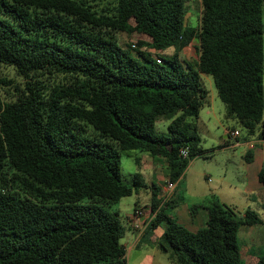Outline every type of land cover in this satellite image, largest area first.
Segmentation results:
<instances>
[{"label":"trees","instance_id":"trees-1","mask_svg":"<svg viewBox=\"0 0 264 264\" xmlns=\"http://www.w3.org/2000/svg\"><path fill=\"white\" fill-rule=\"evenodd\" d=\"M197 1L193 28L187 0H0V66L13 73L0 79V264H126L125 227L110 208L145 184L138 173L123 181L120 154L161 157L177 181L203 154L200 75L225 118L264 140V0ZM118 34L147 41L123 49ZM193 39L194 69L178 61ZM159 119L165 135L153 132ZM257 180L264 186V163ZM151 209L171 264H240L237 230L259 222L213 202L191 233L166 207ZM254 256L264 264V249Z\"/></svg>","mask_w":264,"mask_h":264},{"label":"crops","instance_id":"crops-1","mask_svg":"<svg viewBox=\"0 0 264 264\" xmlns=\"http://www.w3.org/2000/svg\"><path fill=\"white\" fill-rule=\"evenodd\" d=\"M208 107L205 113L213 117L211 105ZM199 118L198 113L197 120ZM262 118L264 120V109ZM207 120L208 122L199 119V123L208 130V126L210 127L213 122L210 119ZM230 131L237 130L233 127H222L223 138L226 143L233 141L230 142L232 143L230 148H241V153H243L244 160L239 168V174L234 180L227 181L226 171H220L218 178L213 176L215 182L212 186L199 187L194 192L190 186L182 182V178L173 183L171 191H167L168 177L163 158L150 157L146 154H141L140 157L135 158L138 160L136 166L140 171V175L143 176L141 177L145 184V188L142 189L144 195L139 198L140 191L133 193L134 197L129 203L124 202L121 204L120 201L125 198L120 199L116 203L118 206L115 211L117 215L121 212L124 213L122 225L125 227V232L120 244L124 248L126 264H171L167 256L159 251L156 244L162 232L161 228L149 229V223L154 215L151 209L152 206L156 205V210L159 207H166L170 210L168 216L176 220L187 231L194 233L205 227L207 218L205 208L213 202L234 208L235 219L242 218L246 210L255 213L259 222L253 226H240L236 233L238 249L241 247L244 252L241 258L239 249L240 262L242 261L244 264L255 263V254L248 255L247 247L250 244L254 247L256 253L264 249V186L259 184L257 180V173L264 163V140L257 139L256 135L241 137L239 131H237L238 137L232 138L229 136ZM225 146L227 144L223 145V154L228 151ZM230 156L234 157L233 154ZM162 166L164 167L162 168ZM163 176L166 177V180L159 188V181ZM203 178L207 182H212V179L205 175ZM154 179L156 183L153 182ZM191 180L192 183L196 182L197 175L195 173H193ZM158 189H161V191ZM181 193L186 195L187 203L178 207ZM135 211L138 212V215H134Z\"/></svg>","mask_w":264,"mask_h":264},{"label":"rangeland","instance_id":"rangeland-1","mask_svg":"<svg viewBox=\"0 0 264 264\" xmlns=\"http://www.w3.org/2000/svg\"><path fill=\"white\" fill-rule=\"evenodd\" d=\"M199 13H200V6L197 0H187L185 3V14H184V25L196 28L198 25V19H199ZM261 22L263 24V30H264V4L262 6V16H261ZM129 23L132 24L131 21ZM117 39V45H119L121 48L125 49V45L129 44H136L137 42L141 41H147V39L144 36H140L137 34H132L130 36H126L124 34H118L116 36ZM196 47H197V41L193 39L191 43L183 48L181 51L178 52V61L181 65L182 61L189 63L188 65L194 69L193 63L196 61ZM173 53V48H168L163 51H153L151 52L152 58H155L156 56L162 57V58H168ZM129 55L131 57L134 56V52L129 50ZM263 56H264V49H263ZM3 77H6L7 79L13 78V73L8 68H4L0 66V79ZM15 79V78H14ZM16 80V79H15ZM200 84L203 87L204 90L207 92V99H208V105L203 106L202 109L199 111V119L202 121L208 122L207 119H210L211 122H213L210 127L208 126V130L203 128L200 123L199 119L196 120V128H197V136L200 139V148L203 151V154L201 157H196L193 160L190 161V163L187 165L185 170L183 171L180 178H182V182L188 186H190L193 189V192L196 190V188L202 187H210L214 184V177L218 178L220 174V171H226V180H234V178L239 174V168L242 165L243 162V153H241V148L238 149H231L230 148V141L229 143L225 141L223 138L222 133V127L228 126L233 127L237 131H239L241 137L246 136L245 130L239 126L236 122L226 119L225 118V107L224 105L218 100L215 89L213 86V83L211 81V78L208 76L200 75ZM263 82H264V68H263ZM8 86L3 85L0 83V89H7ZM212 107V111L214 116H208L205 111L209 108L208 106ZM263 119V118H262ZM218 120V121H217ZM167 121L159 119L155 122L153 127V132L156 135H165ZM227 144L226 151L223 154V145ZM141 154L145 153H139V152H130L128 155L121 153L119 157V169H120V175L123 181L126 184L130 183L131 176L133 173L137 172L140 175V171H138L137 166L134 163V159L140 157ZM233 154L234 157L232 158L230 155ZM241 154V155H240ZM147 155V154H146ZM164 166H162L163 168ZM195 173L197 175V180L195 183H192V175ZM167 175V173H166ZM207 176L210 179H212V182H207L206 179L203 178V176ZM142 176V175H140ZM143 177V176H142ZM141 177V178H142ZM166 180V177H162L159 181V188L162 187L163 182ZM156 183V180L153 181ZM161 191V189H158ZM139 198L143 197V191L142 189L139 190ZM181 200L179 201V205L183 206L184 203H187L186 195L183 193L180 194ZM133 195L129 198L122 199L120 203H129L133 199ZM132 204V202H131ZM118 204H114L110 208V212H115L117 209ZM167 214L170 212L169 209H166L165 211ZM124 213H118L119 220L121 224H123V215ZM120 243H122V240H119ZM247 247L248 255L255 254L256 251L254 247H252L250 244ZM257 246V245H256ZM241 251V258L244 254L242 251V248L239 247ZM253 252V253H252ZM240 264H244L242 261Z\"/></svg>","mask_w":264,"mask_h":264},{"label":"built area","instance_id":"built-area-1","mask_svg":"<svg viewBox=\"0 0 264 264\" xmlns=\"http://www.w3.org/2000/svg\"><path fill=\"white\" fill-rule=\"evenodd\" d=\"M229 136L232 137V138H237L238 137V133H237V131H230L229 132ZM179 154H180L181 157H185L187 153H186L185 149H181L179 151ZM166 188H167V191H171L173 189V183L168 182ZM134 215H138V212L135 211Z\"/></svg>","mask_w":264,"mask_h":264}]
</instances>
